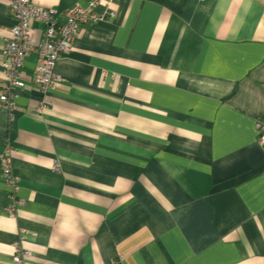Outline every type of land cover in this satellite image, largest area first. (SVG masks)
I'll list each match as a JSON object with an SVG mask.
<instances>
[{
  "label": "crops",
  "instance_id": "obj_1",
  "mask_svg": "<svg viewBox=\"0 0 264 264\" xmlns=\"http://www.w3.org/2000/svg\"><path fill=\"white\" fill-rule=\"evenodd\" d=\"M57 22L89 0H29ZM0 109V264H264V0H110ZM0 0L1 54L13 27ZM34 42L42 38L34 22ZM12 210V213H9Z\"/></svg>",
  "mask_w": 264,
  "mask_h": 264
},
{
  "label": "built area",
  "instance_id": "obj_2",
  "mask_svg": "<svg viewBox=\"0 0 264 264\" xmlns=\"http://www.w3.org/2000/svg\"><path fill=\"white\" fill-rule=\"evenodd\" d=\"M109 3L110 0H89L86 8L74 4L64 11L62 21L57 22L52 11L36 7L29 0H10L14 25L1 51L6 59L2 71L7 80L1 86L3 94L0 96V109L10 110L13 105L12 92L25 86V83L20 81L19 74L33 52L38 53V58L32 69L30 83L43 90H51L55 85L61 84V79L53 73L54 65L69 53L71 42L78 34L79 27L84 24H97L101 19L94 11L101 5L108 6ZM30 21L35 23L39 32L42 30V38L38 44L34 42L33 29L29 28ZM256 128L258 145L264 152V123H257ZM11 154L10 147L5 145L0 153V175L7 186L14 187ZM12 212L9 210V213ZM26 256L27 253L15 255L13 264H23Z\"/></svg>",
  "mask_w": 264,
  "mask_h": 264
},
{
  "label": "rangeland",
  "instance_id": "obj_3",
  "mask_svg": "<svg viewBox=\"0 0 264 264\" xmlns=\"http://www.w3.org/2000/svg\"><path fill=\"white\" fill-rule=\"evenodd\" d=\"M22 253H24V252H22ZM27 256H28V254H27ZM27 256H26V257H27Z\"/></svg>",
  "mask_w": 264,
  "mask_h": 264
}]
</instances>
